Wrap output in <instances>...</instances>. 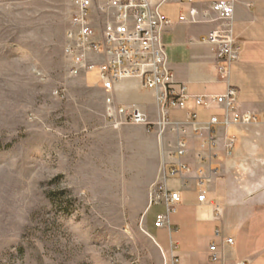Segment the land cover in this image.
<instances>
[{
    "label": "rangeland",
    "instance_id": "obj_1",
    "mask_svg": "<svg viewBox=\"0 0 264 264\" xmlns=\"http://www.w3.org/2000/svg\"><path fill=\"white\" fill-rule=\"evenodd\" d=\"M72 11L0 0V264H172L145 229L147 183L117 180L138 161L99 138L101 97L68 75Z\"/></svg>",
    "mask_w": 264,
    "mask_h": 264
},
{
    "label": "crops",
    "instance_id": "obj_2",
    "mask_svg": "<svg viewBox=\"0 0 264 264\" xmlns=\"http://www.w3.org/2000/svg\"><path fill=\"white\" fill-rule=\"evenodd\" d=\"M219 1L226 0L159 1L158 13L171 23L162 35L167 66L192 97L223 96L235 90V111L256 115L259 124H235L225 106L210 103L196 108L193 98L186 111L171 110L164 118L158 92L145 89L137 79L122 81L111 94L102 89L95 73L77 81L101 97V118L95 123L103 130L99 138L118 142L128 150L126 157L138 161L126 173L117 174V180H126L121 177L126 175L147 183L150 205L145 229L162 254L170 257L174 245L179 264H212L210 247L221 242L216 238L221 230L235 241L225 251L227 264H264V0H234L230 26L238 61L230 64L219 59L216 46L201 41L227 24L216 21L211 11V4ZM192 10L199 22L182 23V16L190 17ZM90 75L93 81H88ZM110 96L117 105L138 107L153 125L104 130ZM188 112H194L197 120H189ZM213 118L218 125H211ZM182 142L186 153L180 156ZM180 166L185 167L183 174L170 178V171ZM164 177L167 189L180 193L181 204L171 214L170 226L158 230L156 216L165 209L154 205L153 190ZM202 194L205 203L199 201Z\"/></svg>",
    "mask_w": 264,
    "mask_h": 264
},
{
    "label": "built area",
    "instance_id": "obj_3",
    "mask_svg": "<svg viewBox=\"0 0 264 264\" xmlns=\"http://www.w3.org/2000/svg\"><path fill=\"white\" fill-rule=\"evenodd\" d=\"M159 1L170 0H69L72 16L65 36L64 57L68 75L79 78L91 73L97 74L102 89L111 94L116 85L126 79H137L147 90L158 92L157 99L163 107V116L167 118L171 110H187V103L193 98L195 107H207L211 104L223 105L230 114L231 122L243 125H257L259 118L253 114H239L235 111L237 92L229 89L223 96H190L187 87L178 84L174 73L167 66L166 52L162 35L169 20L161 16L157 8ZM193 3V0H184ZM216 21L227 23L204 36L201 41L214 45L222 62L238 61V50L233 38L230 22L234 16V0L219 1L211 4ZM197 11L192 10L190 17L182 16V23L199 22ZM189 120L196 121L194 112L187 113ZM105 119L114 129L123 126H150L147 114L136 106H120L110 96L106 99ZM230 119L227 121L229 123ZM211 125H218L213 118ZM211 144V146H213ZM178 153H186L185 143L179 145ZM184 166L173 169L170 178L183 174ZM166 177L153 190V203L164 207L165 211L156 216L155 227L166 229L170 226V216L181 204V195L169 191ZM201 203L207 202L206 195L199 197ZM216 238L221 242L211 244L212 264H227L225 251L235 245L233 238L224 237L217 230ZM176 246H172L170 258L172 264H179ZM240 262L237 264H248Z\"/></svg>",
    "mask_w": 264,
    "mask_h": 264
}]
</instances>
